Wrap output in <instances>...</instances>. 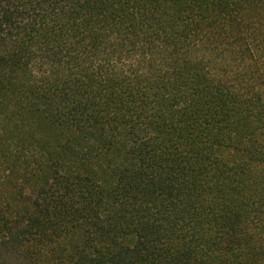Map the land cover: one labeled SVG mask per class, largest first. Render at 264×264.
Masks as SVG:
<instances>
[{"label": "trees", "instance_id": "1", "mask_svg": "<svg viewBox=\"0 0 264 264\" xmlns=\"http://www.w3.org/2000/svg\"><path fill=\"white\" fill-rule=\"evenodd\" d=\"M0 264H264V0H0Z\"/></svg>", "mask_w": 264, "mask_h": 264}, {"label": "rangeland", "instance_id": "2", "mask_svg": "<svg viewBox=\"0 0 264 264\" xmlns=\"http://www.w3.org/2000/svg\"><path fill=\"white\" fill-rule=\"evenodd\" d=\"M33 170L31 169H28V170H25V171H21L20 173L22 174L23 177H25V175L28 173V176L31 178V180H35V173L32 172ZM21 177V176H20ZM22 178V177H21Z\"/></svg>", "mask_w": 264, "mask_h": 264}]
</instances>
